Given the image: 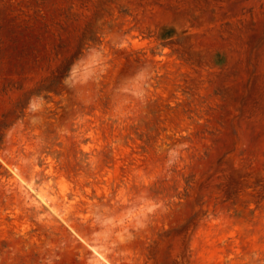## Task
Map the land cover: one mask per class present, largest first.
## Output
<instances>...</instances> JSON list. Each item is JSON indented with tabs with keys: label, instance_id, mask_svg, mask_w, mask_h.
Listing matches in <instances>:
<instances>
[{
	"label": "rangeland",
	"instance_id": "374dc122",
	"mask_svg": "<svg viewBox=\"0 0 264 264\" xmlns=\"http://www.w3.org/2000/svg\"><path fill=\"white\" fill-rule=\"evenodd\" d=\"M0 264H264V0H0Z\"/></svg>",
	"mask_w": 264,
	"mask_h": 264
},
{
	"label": "bare ground",
	"instance_id": "6f19581e",
	"mask_svg": "<svg viewBox=\"0 0 264 264\" xmlns=\"http://www.w3.org/2000/svg\"><path fill=\"white\" fill-rule=\"evenodd\" d=\"M40 196V195H39Z\"/></svg>",
	"mask_w": 264,
	"mask_h": 264
}]
</instances>
